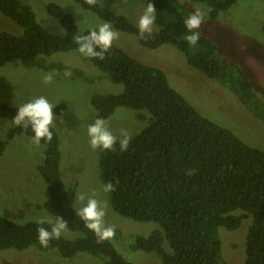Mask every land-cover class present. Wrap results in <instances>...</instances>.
Here are the masks:
<instances>
[{
    "label": "trees",
    "instance_id": "16d2710c",
    "mask_svg": "<svg viewBox=\"0 0 264 264\" xmlns=\"http://www.w3.org/2000/svg\"><path fill=\"white\" fill-rule=\"evenodd\" d=\"M73 1L110 23L116 31L133 35L145 48L174 46L190 67L226 86L256 118L264 121V108L250 81L220 57L215 44L201 35L194 47L184 39L190 34L184 24L189 15L180 0H139L145 10L148 3L154 5L160 27L146 39H139L138 27L126 17L97 3ZM190 1L207 5L211 18L236 2ZM46 12L59 21L63 36L46 31L21 0H0V14L22 29L20 35L0 31V68L17 62L24 68L46 72L54 69L63 78L68 77V68L46 64L41 57L59 52L80 53L75 37L87 35L90 30L80 33L72 16L55 3L47 4ZM87 59L111 82L123 85L120 94L92 97L94 121L107 120L119 107L137 111L139 119L149 116L146 127L129 139L126 150L121 151L117 139L114 150H101L99 158L103 185H114L115 190L107 192L113 211L134 221L154 222L160 228L148 237L136 236L131 249L155 254L162 264H226L217 230H236L242 219L250 216L244 264H264V149L248 146L230 130L201 116L169 86L163 71L142 64L118 47L112 45L102 60ZM73 71L81 77L80 71ZM18 109L0 102V118L13 123ZM64 110V105H59L54 111L60 114ZM50 130L52 141H40L44 160L38 172L48 194L42 207L55 221L57 216L62 217L68 222L67 229L79 235L74 239H53L45 248L38 241L37 229L43 226L50 230L48 223L17 224L0 216V251L34 247L44 254L56 250L64 259L85 253L102 259L104 264H131L117 253L110 240L97 242L95 234L77 216L75 188H67L60 176L59 140L55 130ZM17 135L33 138L34 133L30 127L24 129L13 123L6 139L0 140V155Z\"/></svg>",
    "mask_w": 264,
    "mask_h": 264
},
{
    "label": "rangeland",
    "instance_id": "374dc122",
    "mask_svg": "<svg viewBox=\"0 0 264 264\" xmlns=\"http://www.w3.org/2000/svg\"><path fill=\"white\" fill-rule=\"evenodd\" d=\"M35 14L37 22L50 34L63 36L59 21L50 17L46 5L55 3L70 14L80 33L106 23L90 11L84 10L73 0H21ZM101 7L126 17L138 27L145 9L139 0H97ZM188 15L199 10L205 14L206 22L198 29L201 36L217 47L220 57L236 66L250 81L256 98L264 108V0H236L235 4L222 11L216 18L209 15V7L203 3L180 0ZM112 27V26H111ZM113 29V28H112ZM160 29L156 19L153 32ZM116 31L115 29H113ZM0 31L20 35L22 29L0 14ZM112 45L123 50L142 64L164 72L169 86L180 94L195 110L211 122L230 130L250 147L264 149V121L256 118L240 103L226 86L209 79L190 67L184 55L174 46L165 44L156 49L145 48L137 39L124 32ZM46 64H62L68 68V77L63 78L54 69L43 71L24 68L12 62L0 68V102L21 107L38 97H45L53 107L55 130L59 140L61 161L59 172L67 188H75L74 210L83 206L81 194L106 203L105 226H115V236L110 240L118 254L131 264H162L155 255L135 251L131 244L136 236L148 237L160 229L154 222H138L115 213L110 206L108 193L103 191L99 158L101 149L90 146L88 126L94 122L95 110L91 104L94 95H117L123 85L111 82L83 54L70 51L41 57ZM73 70L81 72V77ZM54 73L51 83L44 82V75ZM64 105L65 110L57 114L55 108ZM139 113L119 107L105 120L109 130L123 139L121 131L131 138L148 123V117L139 119ZM13 123L0 118V140H5ZM44 160V147H37L32 138L14 136L7 142L0 155V216L17 224L39 222L41 219L55 220L42 207L48 198L47 186L38 167ZM86 203V201L84 202ZM76 212V210H75ZM243 215L242 211H236ZM250 216L244 217L233 231L223 227L217 230L221 257L226 264H244L245 241ZM78 233L65 231L62 237L74 239ZM166 250L169 249L164 243ZM0 264H104L100 258L85 253L69 259L61 258L56 250L40 253L34 247L22 251H0Z\"/></svg>",
    "mask_w": 264,
    "mask_h": 264
},
{
    "label": "clouds",
    "instance_id": "9594fccd",
    "mask_svg": "<svg viewBox=\"0 0 264 264\" xmlns=\"http://www.w3.org/2000/svg\"><path fill=\"white\" fill-rule=\"evenodd\" d=\"M88 5H95L97 0H85ZM156 11L154 5L148 3L144 14L138 22L139 39H146L153 32L155 25ZM205 14L199 10L190 14L184 21L186 30L190 33L184 37L190 46H196L200 33L198 29L205 23ZM147 34V35H146ZM119 33L114 31L110 23H103L89 31L87 35H79L75 37V42L79 45L78 51L89 58L104 59L105 53L111 48L114 40L118 39ZM97 49H100L97 51ZM54 73L44 75V82L51 83ZM65 75H70L66 72ZM53 105L48 100L41 96L30 100L23 104L17 110L13 123L24 129L31 128L34 136L32 143L37 147L40 146V141L43 139L45 143H50L53 138V132L50 130L55 126L54 121L57 119L53 114ZM88 136L90 137V146L95 150H114V145L117 143V137L109 130L107 122L103 118H97L91 125L88 126ZM120 149H127L130 137L126 131H121ZM114 185L109 182L103 187L104 192L114 191ZM96 193L91 196L81 194L79 200L83 206L75 209L77 216L84 221L85 227L92 231L97 237V242L102 243L115 236V226H105L104 217L106 215V203L95 198ZM86 201V203H84ZM48 223L50 230L41 226L37 229L38 241L42 247L47 248L49 242L53 239H59L65 231H67L68 222L62 217L57 216L55 223L50 220L41 219L40 225Z\"/></svg>",
    "mask_w": 264,
    "mask_h": 264
}]
</instances>
